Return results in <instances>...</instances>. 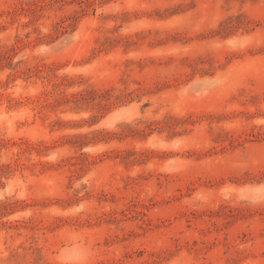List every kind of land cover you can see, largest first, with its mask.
<instances>
[{"label":"rangeland","instance_id":"1","mask_svg":"<svg viewBox=\"0 0 264 264\" xmlns=\"http://www.w3.org/2000/svg\"><path fill=\"white\" fill-rule=\"evenodd\" d=\"M0 264H264V0H0Z\"/></svg>","mask_w":264,"mask_h":264}]
</instances>
